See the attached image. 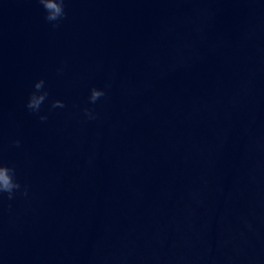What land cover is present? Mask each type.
I'll list each match as a JSON object with an SVG mask.
<instances>
[{
	"label": "water",
	"instance_id": "95a60500",
	"mask_svg": "<svg viewBox=\"0 0 264 264\" xmlns=\"http://www.w3.org/2000/svg\"><path fill=\"white\" fill-rule=\"evenodd\" d=\"M65 10L0 0V264H264V0Z\"/></svg>",
	"mask_w": 264,
	"mask_h": 264
},
{
	"label": "clouds",
	"instance_id": "9594fccd",
	"mask_svg": "<svg viewBox=\"0 0 264 264\" xmlns=\"http://www.w3.org/2000/svg\"><path fill=\"white\" fill-rule=\"evenodd\" d=\"M38 3L42 6L45 12L44 19L51 24L53 28H58L60 23L66 19L67 13L65 10L66 0H38ZM58 73L63 72V68L57 69ZM110 87V85H106ZM106 92L104 89H98L93 87L90 90L89 103L95 104L101 97H104ZM49 93L45 88V81L39 79L33 84V91L30 93L25 107L31 113L38 114V118L41 122L48 119L46 114L41 113V107L48 98ZM65 104L62 100L56 99L51 102L50 109L64 108ZM84 115L88 119H95V113L92 109L84 108ZM21 141L19 139L13 140L11 146L19 148ZM6 194L9 201L13 200L17 194L22 196L28 195V186L21 185L16 179V169L8 166L0 160V199Z\"/></svg>",
	"mask_w": 264,
	"mask_h": 264
}]
</instances>
